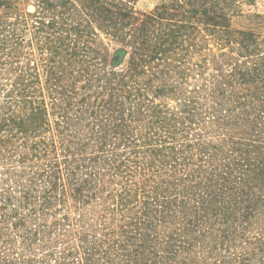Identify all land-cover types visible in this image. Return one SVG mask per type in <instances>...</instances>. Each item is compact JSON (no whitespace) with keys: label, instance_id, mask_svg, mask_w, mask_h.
Returning a JSON list of instances; mask_svg holds the SVG:
<instances>
[{"label":"trees","instance_id":"16d2710c","mask_svg":"<svg viewBox=\"0 0 264 264\" xmlns=\"http://www.w3.org/2000/svg\"><path fill=\"white\" fill-rule=\"evenodd\" d=\"M137 2L0 0V264H264V0Z\"/></svg>","mask_w":264,"mask_h":264},{"label":"rangeland","instance_id":"374dc122","mask_svg":"<svg viewBox=\"0 0 264 264\" xmlns=\"http://www.w3.org/2000/svg\"><path fill=\"white\" fill-rule=\"evenodd\" d=\"M160 0H138L137 2V8L144 10V11H150L155 7V5Z\"/></svg>","mask_w":264,"mask_h":264},{"label":"water","instance_id":"95a60500","mask_svg":"<svg viewBox=\"0 0 264 264\" xmlns=\"http://www.w3.org/2000/svg\"><path fill=\"white\" fill-rule=\"evenodd\" d=\"M124 51L123 50H120L119 52H118V54L115 56V61H116V63H120L121 61H122V59H123V56H124Z\"/></svg>","mask_w":264,"mask_h":264}]
</instances>
